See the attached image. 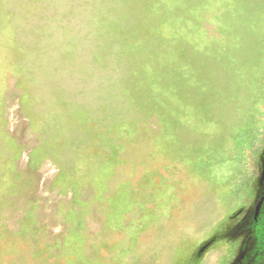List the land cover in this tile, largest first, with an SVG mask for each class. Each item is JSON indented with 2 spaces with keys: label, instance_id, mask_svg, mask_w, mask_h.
I'll list each match as a JSON object with an SVG mask.
<instances>
[{
  "label": "rangeland",
  "instance_id": "obj_1",
  "mask_svg": "<svg viewBox=\"0 0 264 264\" xmlns=\"http://www.w3.org/2000/svg\"><path fill=\"white\" fill-rule=\"evenodd\" d=\"M264 0H0V264H264Z\"/></svg>",
  "mask_w": 264,
  "mask_h": 264
},
{
  "label": "trees",
  "instance_id": "obj_2",
  "mask_svg": "<svg viewBox=\"0 0 264 264\" xmlns=\"http://www.w3.org/2000/svg\"><path fill=\"white\" fill-rule=\"evenodd\" d=\"M264 151V150H263ZM261 198L264 199V182H263V185L261 187Z\"/></svg>",
  "mask_w": 264,
  "mask_h": 264
}]
</instances>
